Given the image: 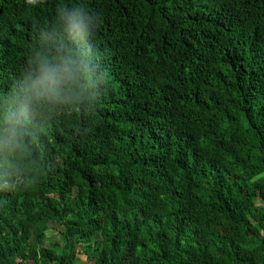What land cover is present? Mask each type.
<instances>
[{
  "label": "trees",
  "instance_id": "16d2710c",
  "mask_svg": "<svg viewBox=\"0 0 264 264\" xmlns=\"http://www.w3.org/2000/svg\"><path fill=\"white\" fill-rule=\"evenodd\" d=\"M80 4L96 84L0 158V264H264V0H0V109Z\"/></svg>",
  "mask_w": 264,
  "mask_h": 264
},
{
  "label": "clouds",
  "instance_id": "9594fccd",
  "mask_svg": "<svg viewBox=\"0 0 264 264\" xmlns=\"http://www.w3.org/2000/svg\"><path fill=\"white\" fill-rule=\"evenodd\" d=\"M39 3L27 0L31 6ZM100 23L99 15L84 4L62 5L57 8L52 31H45L41 43L29 52L19 87L0 109V158L8 169L24 153L36 117L58 105L80 101L96 84L93 38ZM9 175L5 172L0 187H13Z\"/></svg>",
  "mask_w": 264,
  "mask_h": 264
},
{
  "label": "rangeland",
  "instance_id": "374dc122",
  "mask_svg": "<svg viewBox=\"0 0 264 264\" xmlns=\"http://www.w3.org/2000/svg\"><path fill=\"white\" fill-rule=\"evenodd\" d=\"M61 228L57 225L50 226L46 231H45V240L43 242V246H47L52 240H60V230ZM83 259V257H81Z\"/></svg>",
  "mask_w": 264,
  "mask_h": 264
}]
</instances>
